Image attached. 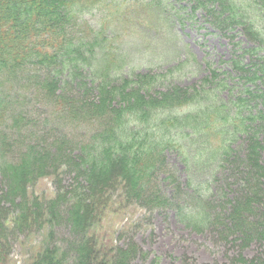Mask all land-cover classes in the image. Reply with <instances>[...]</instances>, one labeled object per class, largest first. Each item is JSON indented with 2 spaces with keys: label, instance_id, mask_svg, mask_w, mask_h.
Returning a JSON list of instances; mask_svg holds the SVG:
<instances>
[{
  "label": "trees",
  "instance_id": "obj_1",
  "mask_svg": "<svg viewBox=\"0 0 264 264\" xmlns=\"http://www.w3.org/2000/svg\"><path fill=\"white\" fill-rule=\"evenodd\" d=\"M171 1L175 2L156 0L158 6ZM253 1L263 12L264 0ZM199 2L204 10L208 5L219 9L220 16L212 18L214 23H237L249 41L258 45L264 43V28L259 22L260 12L256 9H253V15H248L234 0H197L195 7ZM130 4L121 5L115 0H0L1 153L9 146L12 148L13 144L9 145V142L13 129L20 119L24 121V117L19 115L8 117L10 108L6 107L5 96L8 88H5L6 82L2 83L1 77H12L20 69L26 73L27 65L44 72L43 75L42 72L41 75H30L28 79L36 81L37 90L47 104L69 120L98 126L88 141L79 146L78 152L65 154L61 143L56 144L55 141L45 148L29 145L18 152L14 161L7 162L4 156L0 157V247L7 239L9 226L12 225V229L29 227L32 215L40 219L41 225L53 227L51 221L60 220L59 208H64L67 215L65 218L64 214V219L70 223L73 238L66 241L67 245L49 246L46 243L31 264H131L133 250L130 245L111 247L113 255L104 258L102 254L99 262L97 254L100 253L89 236L94 213L92 205L119 180L127 201L135 199V204L150 210L173 206L179 220L193 230L200 231L217 222L222 232L240 234L245 245L255 240L264 243V212L257 217L252 208L253 203L262 199L260 193H263L261 178H264V168L257 163L258 150L262 146L257 134L264 131V111L245 116L243 107L246 102L238 97L235 103L238 109L225 112L218 102L215 103L216 100L209 98L204 84L198 89L168 86L164 91H154L163 86L165 76L133 68L141 67L138 61L149 58L148 53L133 59L134 66L118 51L125 36H133L131 28L128 33L123 28L130 18ZM160 10L162 15L164 11ZM92 13L101 15L100 27L92 29L85 23L79 33L69 32L77 14ZM173 19L166 11L164 16H160L159 24L162 22L168 34L167 27ZM140 23L144 24L143 20ZM178 66L177 61L172 67ZM260 67L255 69L250 81L262 77L264 67ZM73 85L79 87L78 90L86 89L83 95L87 99L79 101L77 96L73 98L67 94H76L72 91ZM127 88H130L128 92ZM93 91H96V96L90 100L88 98ZM150 92L157 97L150 96ZM249 94L253 99L258 98L254 92ZM256 121L255 131L250 124ZM242 136L246 140L244 161L254 170L251 179H245L250 182L246 188L248 193L242 202L236 199L234 203L232 200L230 208L221 211L217 217L208 211L211 203L203 201L202 192L204 187V190H209V181L190 182V191L186 194L174 181L173 203L155 185L156 174L165 165L162 158L166 152L180 153L187 165L199 169L214 161L219 162V159L225 163L233 153L231 148L235 139ZM65 139L63 136L58 141ZM186 141L190 142V148L184 146ZM186 147L189 148L187 152ZM62 164L75 166L78 176L85 181L87 192L80 194L81 200L77 199L76 190L69 195L67 193L66 197L59 194L46 202L30 199L27 187L38 178L52 176ZM88 193L90 197H87ZM86 198L88 202L90 198L92 201L85 203ZM10 208L16 211L12 220L6 219ZM51 237L52 230L47 235V238Z\"/></svg>",
  "mask_w": 264,
  "mask_h": 264
},
{
  "label": "rangeland",
  "instance_id": "obj_2",
  "mask_svg": "<svg viewBox=\"0 0 264 264\" xmlns=\"http://www.w3.org/2000/svg\"><path fill=\"white\" fill-rule=\"evenodd\" d=\"M234 1L244 14L253 15V9L259 11V22L264 28V10L261 12L257 8V3L253 0ZM115 2L121 5L131 2L128 13L130 18L128 23L125 21L123 28L125 33H128L129 28L133 33L131 38L125 36L118 51L122 52L125 60L134 66L136 65L133 59L145 52L148 53L149 58L138 61L141 67L133 68L139 72L159 73L165 76L163 86L155 88L154 91H164L168 86L198 89L204 84L209 98L216 100L215 103L218 102L221 110L225 112L238 109L235 106L238 97L246 102L245 108L243 107L245 116L256 115L258 110L264 111V73L260 79L250 81L253 79L255 69L261 68V65L264 67V43L258 45L249 41L237 23L234 25L214 23L212 18L220 16L215 5H208L204 10L200 6L201 2L195 7L197 0H181L179 3L175 0L159 6L156 0ZM160 8L164 11L163 16L166 11L174 18L167 27L169 34L165 27H162V22L159 24L160 16L162 17ZM209 11L211 14L207 13ZM76 17V21L69 27V32L73 34L75 31V34L79 33L85 23L92 29L101 26V24L98 26L101 17L99 13L77 14ZM140 20H143L144 24H141ZM259 47L260 50H256ZM177 61L179 66L173 68ZM25 67L28 70L26 73L20 69L12 77H1L2 83L6 82L5 88H8V93L5 94L6 107L10 108L8 117L11 114L19 115L21 118L24 117V121L20 119L13 129L9 142V145L13 144L12 148L9 146L5 152L0 151V157L4 156L7 162L14 161L18 152L29 145L45 148L55 141L56 144L61 143V149L65 154L71 151L78 152L79 146L88 141L98 126L69 120L54 106L47 104L37 90L36 81L28 79L30 75L35 76L37 73L41 75V72L43 75L44 72L42 69L36 70L31 65ZM78 88L73 85L72 91L76 94L73 92L67 94L73 98L77 96L80 101L85 98L83 94L87 90ZM129 90L130 88H127L126 92ZM250 92L256 93L258 98L253 99ZM149 95L157 97L151 92ZM95 96L96 91H93L88 99L92 100ZM257 124V121L251 122L250 128L256 131ZM11 126L13 128V122ZM63 136L66 139L58 141ZM257 139L262 146L258 150L257 163L264 168V131L257 134ZM245 144L243 136L235 139L231 148L233 153H230L225 163L219 159V162L214 161L208 167L199 169L187 165L180 153L168 151L163 155L165 165L156 174L155 185L161 190L162 195L173 203L174 181H177L180 191L183 190L185 194L190 191L188 186L190 182L209 181L207 184L209 190H204L206 188L204 187L202 192L203 201L211 203L208 211L217 217L221 211L230 208L232 200L234 203L237 202L236 199L242 202L244 195L248 193L246 188L250 182H246L245 179H251L254 170H251L244 161ZM185 145L190 148V142L186 141ZM189 148L186 147L185 152ZM84 182L78 176L75 166L62 164L52 176H44L32 182L27 187V194L30 199L46 202L59 194L66 197L67 193L69 195L76 190L77 199L81 200L82 193L87 192ZM1 188L0 176V190ZM261 188L262 199L252 204L257 217L264 212V178H261ZM87 195L90 197L89 193ZM98 198L99 201L92 205L94 213L89 236L93 238L94 246L100 253L97 254L99 262L102 254L104 258L113 255L110 253L111 247L130 245L133 250L131 264H264L263 242L255 240L245 245L241 242L240 234L229 235L222 232L217 222L203 230H193L179 220L173 206L150 210L135 204V199L127 201L128 197L122 190L120 180L111 190ZM91 201L92 198L89 202L86 198L85 203ZM59 209L61 218L54 223L51 221L53 227L41 225L40 219L33 218V215L28 222L29 227L20 226L19 229H12L13 226L10 225L7 239L3 240L0 247V264H31L46 243L49 246L53 244L66 246V241L71 240L73 235L70 232V223L64 219V214L65 218L67 216L64 208ZM15 215L16 211L10 208L6 219L12 220ZM47 219L48 217L46 221ZM55 223L58 224L54 225ZM50 230L53 231V237L49 239L47 235ZM69 261L72 263V259Z\"/></svg>",
  "mask_w": 264,
  "mask_h": 264
}]
</instances>
